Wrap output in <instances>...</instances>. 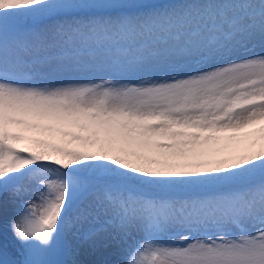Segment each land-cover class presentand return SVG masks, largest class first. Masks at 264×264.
Listing matches in <instances>:
<instances>
[{"label": "snow or ice", "instance_id": "obj_1", "mask_svg": "<svg viewBox=\"0 0 264 264\" xmlns=\"http://www.w3.org/2000/svg\"><path fill=\"white\" fill-rule=\"evenodd\" d=\"M21 20L58 22L37 32L21 30ZM192 21L208 27L209 39L203 50L184 44L178 51L222 57L219 66L139 85L50 87L16 78L32 77L60 44L179 30ZM252 39L264 46V0H244L239 10L213 7L212 0L180 8L0 0V191L19 194L28 177L37 181L39 200L11 222L15 236L46 253L72 205L103 182L106 223L122 234L133 226L148 234L125 264H264V52L238 53ZM159 181L205 191L182 203L143 194ZM169 226L188 234L178 243L157 241ZM193 231L203 238L193 239Z\"/></svg>", "mask_w": 264, "mask_h": 264}, {"label": "rangeland", "instance_id": "obj_2", "mask_svg": "<svg viewBox=\"0 0 264 264\" xmlns=\"http://www.w3.org/2000/svg\"><path fill=\"white\" fill-rule=\"evenodd\" d=\"M188 2L189 0H128V6L131 7L133 4L138 5L140 3H151L153 5H162L165 8H180ZM243 2L244 0H212V6L239 10L241 9ZM57 22L58 21L54 20H21L20 28L23 31L46 32L52 24ZM208 30L209 29L205 24L192 21L179 30H154L144 34L143 36L136 37L124 33L108 35L97 34L86 41H77L75 43L69 42L67 44L58 45L57 52H53L50 56L46 53L40 60L34 74H36L35 76H39L42 73L41 68L44 64H47L50 61L57 62V60L59 61V58L67 55L73 57V59L68 57L67 62L69 61L68 63H70V61L75 60L74 57H91L92 54L95 55L97 52H102L105 54L102 57L106 62L109 60L114 63L116 58L118 59L122 56L134 58L145 50L153 49L158 43L177 39L179 36L181 38L179 40L187 42L192 36L201 32L203 36H206L207 39H209V36L207 35ZM260 50L261 51H259V53L264 52V46H262ZM108 76L98 75L92 81L87 80L82 82L99 83L101 81H112L118 85H139V83L130 76H125V78L118 77L117 79H111L108 78ZM37 81L40 84L44 83L39 79ZM17 187L20 189L19 194H14L12 190L4 192L0 191L3 193V196L0 198L1 200H13L12 202H14L16 206L18 204V215L13 217V219L10 218L8 220V217L6 220L3 218L5 222L0 224V264H23V261L26 258L35 261L46 259L51 261L52 264L82 263L85 260L83 259L85 255L91 256L90 254H92L89 248V240L94 237L103 238L106 231L109 232V229H112L114 232L116 231V233H121L114 225L106 223L109 219V215L107 204L103 200L104 184L103 182H96L94 187L90 189L85 197L81 198L72 205L71 209L67 213L66 223L63 226L62 232L54 240L53 244L49 246L47 252L41 254L33 251L30 249L28 244L21 242L15 236L11 227V222L19 218L24 213L29 202L39 203V200L35 195L37 181L26 177L19 182ZM141 191L144 195L158 200L182 203L198 197L205 190L203 188H197L194 184H190L186 181H159L151 184L147 188L141 189ZM101 226H103V230H100ZM135 232H138L136 233L137 235ZM129 235L130 241L128 250L129 248L130 250H134L138 243L143 242L147 236L144 230L140 232V229H135V227H130L127 230V234H125V236ZM191 235L193 239L203 238V236H198L193 233H191ZM174 242L178 243L179 241L176 240ZM87 243L88 246L85 245Z\"/></svg>", "mask_w": 264, "mask_h": 264}, {"label": "bare ground", "instance_id": "obj_3", "mask_svg": "<svg viewBox=\"0 0 264 264\" xmlns=\"http://www.w3.org/2000/svg\"><path fill=\"white\" fill-rule=\"evenodd\" d=\"M198 33L199 34L192 36L187 42L179 40L181 39L179 36L177 39L158 43L153 49L145 50L134 58L123 56L118 59L116 58L114 63L109 60L106 62L102 57L105 54L102 52H97L95 55L90 54L91 57L77 56L74 57L75 60H72V56L67 55L59 58V61L57 60V62L50 61L43 66L41 65L42 73L39 76L33 74L32 77L18 76L16 78L35 86L47 85L51 87L68 83H81L82 81L85 82L87 80L92 81L98 75H109L108 78L111 79L130 76L141 84L153 81H163L174 76H183L192 69L199 68L207 70L210 66H219L220 62L224 59L222 57L199 60L195 57H188L178 51V49L184 44H190L203 50L208 39L206 36H203L201 32ZM261 48L260 41L258 39H252L248 42L246 48L238 49V53L240 55H246L247 53L258 54L259 51H261ZM68 57L72 58L70 63H68L69 61L67 62ZM38 79L44 83H38ZM2 192H0V198L3 196ZM0 201V224H2L7 217L8 220L10 218L13 219V217L18 215V204L16 206V204L12 202L13 200L0 199ZM3 218H5V220H3ZM133 227H135V229H140V232L143 231L140 227ZM248 230L254 231L255 229L249 227ZM236 231V229H233V232ZM136 233L138 232H135V234ZM192 233L198 236H203V234L199 232L193 231ZM158 234L157 241L163 240L164 242H174L178 240L180 235L187 234V232L185 229L178 226H169L166 231ZM129 241L130 235L125 236V234L116 233V231L114 232L112 229H109V232L106 231L103 238L94 237L88 241L90 242L89 248L92 253L90 254L91 256L85 255L83 258L85 260L82 263L75 264H125L126 257L130 252V248L128 250ZM85 245L88 246V243Z\"/></svg>", "mask_w": 264, "mask_h": 264}]
</instances>
